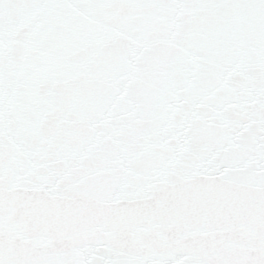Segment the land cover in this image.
Masks as SVG:
<instances>
[{
    "label": "snow or ice",
    "instance_id": "snow-or-ice-1",
    "mask_svg": "<svg viewBox=\"0 0 264 264\" xmlns=\"http://www.w3.org/2000/svg\"><path fill=\"white\" fill-rule=\"evenodd\" d=\"M0 264H264V0H0Z\"/></svg>",
    "mask_w": 264,
    "mask_h": 264
}]
</instances>
